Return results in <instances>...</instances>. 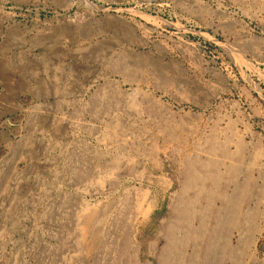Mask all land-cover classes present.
<instances>
[{
    "label": "rangeland",
    "instance_id": "rangeland-1",
    "mask_svg": "<svg viewBox=\"0 0 264 264\" xmlns=\"http://www.w3.org/2000/svg\"><path fill=\"white\" fill-rule=\"evenodd\" d=\"M172 232L264 264V0H0V264H159Z\"/></svg>",
    "mask_w": 264,
    "mask_h": 264
},
{
    "label": "bare ground",
    "instance_id": "bare-ground-1",
    "mask_svg": "<svg viewBox=\"0 0 264 264\" xmlns=\"http://www.w3.org/2000/svg\"><path fill=\"white\" fill-rule=\"evenodd\" d=\"M35 98V97H34ZM161 115V114H160ZM182 132V131H181ZM130 139V138H129ZM145 141V140H144ZM167 144V143H166ZM163 145V144H162ZM169 146V145H168ZM225 146V145H224ZM115 147V146H114ZM185 148V147H184ZM183 148V149H184ZM117 150V149H116ZM111 151V150H110ZM134 151V150H133ZM159 151V150H158ZM121 153V152H120ZM187 153V152H186ZM190 153V152H189ZM129 154V153H128ZM191 154V153H190ZM134 156V155H133ZM241 156V155H240ZM241 159V158H240ZM181 161V159H180ZM180 164V163H178ZM187 168H190V164H187ZM243 170V169H242ZM135 174V173H134ZM146 175V174H145ZM194 180V178L192 177V175L189 176V178L187 179V184L186 186L189 188L191 186V184H194V182H192ZM191 183V184H190ZM198 184V183H197ZM125 187V186H124ZM126 189V188H125ZM236 190V189H235ZM118 201V200H117ZM117 204V203H116ZM108 206V205H107ZM114 206V205H113ZM191 204H189L188 202L185 201V203L183 204V209L182 211L179 212V216L180 219L182 221H184L185 223H189L190 218H191ZM110 208V207H109ZM113 208V207H112ZM112 210V209H111ZM110 210V212H111ZM90 214V213H89ZM109 214V213H108ZM108 217V216H107ZM107 219V218H106ZM237 222H233V224L235 225ZM95 228V227H93ZM100 229V228H99ZM93 231V230H92ZM95 232V230L93 231ZM97 237V236H96ZM178 239L174 236V233H169L167 236V241H166V246L163 249V253L161 254V258L159 261V264H177L180 263L179 260L176 261L174 256L176 254L177 251V244ZM151 243V242H150ZM93 244V243H92ZM93 246V245H92ZM95 246V245H94ZM94 249V248H93ZM225 249V246H223V250ZM90 250V249H89ZM212 250H213V246H212ZM84 255V254H83ZM248 255V254H247ZM182 260H184L182 258ZM185 262V261H184ZM180 263V264H186V263ZM205 262V261H204ZM197 264H200L199 262H197ZM220 264V263H218Z\"/></svg>",
    "mask_w": 264,
    "mask_h": 264
}]
</instances>
